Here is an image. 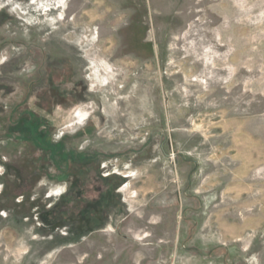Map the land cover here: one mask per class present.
Instances as JSON below:
<instances>
[{
  "label": "rangeland",
  "instance_id": "obj_1",
  "mask_svg": "<svg viewBox=\"0 0 264 264\" xmlns=\"http://www.w3.org/2000/svg\"><path fill=\"white\" fill-rule=\"evenodd\" d=\"M74 64L118 100L106 125L154 138L156 168L142 141L124 217L91 229L64 164L0 128V264H264V0H0L19 98Z\"/></svg>",
  "mask_w": 264,
  "mask_h": 264
},
{
  "label": "crops",
  "instance_id": "obj_2",
  "mask_svg": "<svg viewBox=\"0 0 264 264\" xmlns=\"http://www.w3.org/2000/svg\"><path fill=\"white\" fill-rule=\"evenodd\" d=\"M22 65L19 70L27 64ZM44 69H41L38 78L30 84L26 83L28 86L18 84L26 89V94L21 98L17 84L0 81V96L6 100L0 101V118L4 120L0 128L3 133L11 131L19 139L25 135L23 140L13 138L6 141L31 145L52 166L61 168L63 163L66 168L60 173L64 181L70 184L69 197L75 202L78 198L87 201L86 204H91L96 212L92 214H98L91 217L89 227L112 230L126 213L122 193L131 179V166L142 164L137 159L142 152V141L151 152L149 161L145 163L156 168L157 147L153 144L154 138L151 136L147 142L138 133L137 140L132 143V138H129L127 142L126 130L106 125L112 114H119V102L111 101L112 97L105 96V91L97 89V82L83 75L86 69L81 65L74 64L73 68L71 65V73L66 68L62 71L61 67L50 68L53 77L47 80L42 78L46 73ZM28 114H36L52 123L53 132L50 129L48 134L43 130L35 131L21 124L19 119ZM47 114H53V117ZM47 141L51 148L45 154L41 150ZM79 183L81 186H78ZM85 184L87 187L83 186ZM79 192L85 195L79 196ZM70 211L71 215H78L74 208Z\"/></svg>",
  "mask_w": 264,
  "mask_h": 264
},
{
  "label": "trees",
  "instance_id": "obj_3",
  "mask_svg": "<svg viewBox=\"0 0 264 264\" xmlns=\"http://www.w3.org/2000/svg\"><path fill=\"white\" fill-rule=\"evenodd\" d=\"M19 122L21 124H25L29 128L34 129L35 131L43 130V132H46L47 134H48V130L50 129L49 122L47 120L39 118L36 114H28V116L27 115H23V117L19 119ZM16 128H19V127H16ZM17 131H19V130H17ZM15 132H16V130H15ZM24 136H21V138L19 139V137L14 136V134H12V132L9 131V132H6L3 137L5 138V140L6 139L11 140L13 138L17 139V140L18 139L19 140H21V139L23 140V139H25ZM0 138H2V137H0ZM50 148H51V145L47 141L46 145L43 147V150H41V151L45 152V154H46V153H48L50 151Z\"/></svg>",
  "mask_w": 264,
  "mask_h": 264
},
{
  "label": "flooded vegetation",
  "instance_id": "obj_4",
  "mask_svg": "<svg viewBox=\"0 0 264 264\" xmlns=\"http://www.w3.org/2000/svg\"><path fill=\"white\" fill-rule=\"evenodd\" d=\"M78 194H79V196H81V195H82L80 192H79Z\"/></svg>",
  "mask_w": 264,
  "mask_h": 264
},
{
  "label": "built area",
  "instance_id": "obj_5",
  "mask_svg": "<svg viewBox=\"0 0 264 264\" xmlns=\"http://www.w3.org/2000/svg\"><path fill=\"white\" fill-rule=\"evenodd\" d=\"M173 157V156H172Z\"/></svg>",
  "mask_w": 264,
  "mask_h": 264
}]
</instances>
